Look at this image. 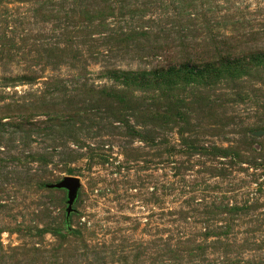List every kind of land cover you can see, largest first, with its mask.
Segmentation results:
<instances>
[{
  "label": "rangeland",
  "instance_id": "obj_1",
  "mask_svg": "<svg viewBox=\"0 0 264 264\" xmlns=\"http://www.w3.org/2000/svg\"><path fill=\"white\" fill-rule=\"evenodd\" d=\"M0 264H264V0H0Z\"/></svg>",
  "mask_w": 264,
  "mask_h": 264
},
{
  "label": "water",
  "instance_id": "obj_2",
  "mask_svg": "<svg viewBox=\"0 0 264 264\" xmlns=\"http://www.w3.org/2000/svg\"><path fill=\"white\" fill-rule=\"evenodd\" d=\"M51 188L65 190L67 191L68 197V213L72 211V205L77 197L78 191L80 189V182L75 177H67L63 179L61 182L52 185Z\"/></svg>",
  "mask_w": 264,
  "mask_h": 264
}]
</instances>
